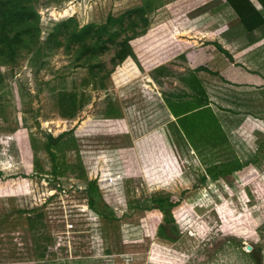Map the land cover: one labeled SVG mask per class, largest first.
I'll return each instance as SVG.
<instances>
[{
  "label": "rangeland",
  "instance_id": "rangeland-1",
  "mask_svg": "<svg viewBox=\"0 0 264 264\" xmlns=\"http://www.w3.org/2000/svg\"><path fill=\"white\" fill-rule=\"evenodd\" d=\"M35 10L41 43L71 21L52 48L0 64V264H264V88L197 66L201 49L223 60L221 49L264 44L223 0ZM88 26L91 38L70 37ZM123 43L134 57L120 62ZM199 104L221 134L205 113L184 122L170 110ZM229 162L239 170L212 178Z\"/></svg>",
  "mask_w": 264,
  "mask_h": 264
},
{
  "label": "trees",
  "instance_id": "trees-1",
  "mask_svg": "<svg viewBox=\"0 0 264 264\" xmlns=\"http://www.w3.org/2000/svg\"><path fill=\"white\" fill-rule=\"evenodd\" d=\"M38 1L39 0H0V64H7L14 61L20 50L29 51L35 47L40 49L52 48L53 45L57 44L56 37L59 27H66L70 23L71 20L68 19L55 26L53 32L49 34L45 42L41 43L38 38L39 15L35 10V5ZM256 1L262 7L264 6V0ZM224 2L226 6L233 11L246 32H252L263 23L259 12L250 0H224ZM93 29V26H88L83 28L79 33H71L70 37L84 41L87 38L92 37L91 31ZM103 29L104 27L101 26L95 31L97 44L102 43L100 41V31L98 30ZM82 49L83 54H90L91 57L95 56L98 51V49L93 46H82ZM117 56L119 61L122 62L127 57L133 58L134 53L126 43H123L121 49L117 52ZM200 93L203 94V91L200 90ZM205 105L206 104H199L194 108L183 110L180 114H176L172 108L170 110L175 117H179V120H183L184 122H186L187 119L188 121H194L195 118H198V116L200 117L205 113L214 126L211 135L217 136L218 134H221L219 125L216 123L214 116ZM71 114L72 113L69 115L62 114L61 116L71 117ZM183 121L180 123L181 128L187 137L190 138L189 132L183 124ZM214 170L215 171H209L212 178L228 177L232 172L239 170V165L237 162H229L214 168ZM88 192V206L90 210L96 212L93 199L90 195L91 192ZM151 202L152 205L155 202L159 204L167 203L170 207L177 205V202L165 201L163 199L157 201L151 200ZM40 257H42V255H40Z\"/></svg>",
  "mask_w": 264,
  "mask_h": 264
},
{
  "label": "crops",
  "instance_id": "crops-1",
  "mask_svg": "<svg viewBox=\"0 0 264 264\" xmlns=\"http://www.w3.org/2000/svg\"><path fill=\"white\" fill-rule=\"evenodd\" d=\"M250 1L254 5L256 10L259 12L263 23L250 33L245 31L246 32L245 38L247 41L253 43V45L254 44L262 45L264 44V6L262 7L260 4H258L256 0H250ZM209 50H214V51H209L207 53L205 49H201L202 58H199L198 62H200L201 60L204 63H197L198 67L203 66L204 68H210L209 65H211L212 68H221L223 70L226 69L229 72L239 69L242 72L244 71V74H240V75L237 74L236 75L237 77L243 79L244 81L247 79L248 82L251 84L255 83L257 85H260V88L258 90L264 88L263 87L264 49H233V48L221 49L224 55H227L230 58V59L223 58V60L217 57V54L219 52H215L217 51L216 49H209ZM224 60L227 63H225ZM203 64H209V65H203ZM200 71H202V69H200ZM248 82L245 81V83Z\"/></svg>",
  "mask_w": 264,
  "mask_h": 264
}]
</instances>
